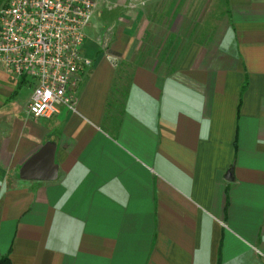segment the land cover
<instances>
[{
	"label": "crops",
	"instance_id": "1",
	"mask_svg": "<svg viewBox=\"0 0 264 264\" xmlns=\"http://www.w3.org/2000/svg\"><path fill=\"white\" fill-rule=\"evenodd\" d=\"M85 35L50 118L0 64V258L264 264V0H105Z\"/></svg>",
	"mask_w": 264,
	"mask_h": 264
},
{
	"label": "built area",
	"instance_id": "2",
	"mask_svg": "<svg viewBox=\"0 0 264 264\" xmlns=\"http://www.w3.org/2000/svg\"><path fill=\"white\" fill-rule=\"evenodd\" d=\"M105 0H9L0 13V64L37 82L28 112L50 118L74 109L81 76L92 66L85 30Z\"/></svg>",
	"mask_w": 264,
	"mask_h": 264
},
{
	"label": "water",
	"instance_id": "3",
	"mask_svg": "<svg viewBox=\"0 0 264 264\" xmlns=\"http://www.w3.org/2000/svg\"><path fill=\"white\" fill-rule=\"evenodd\" d=\"M47 150H42L39 154L32 157L24 166L21 176L23 179H39V180H54L57 177V168L54 165L53 156L46 153ZM45 157L44 165H39L40 160Z\"/></svg>",
	"mask_w": 264,
	"mask_h": 264
},
{
	"label": "trees",
	"instance_id": "4",
	"mask_svg": "<svg viewBox=\"0 0 264 264\" xmlns=\"http://www.w3.org/2000/svg\"><path fill=\"white\" fill-rule=\"evenodd\" d=\"M0 264H11L9 258H0Z\"/></svg>",
	"mask_w": 264,
	"mask_h": 264
},
{
	"label": "rangeland",
	"instance_id": "5",
	"mask_svg": "<svg viewBox=\"0 0 264 264\" xmlns=\"http://www.w3.org/2000/svg\"><path fill=\"white\" fill-rule=\"evenodd\" d=\"M103 42H104L105 46H106V45H107V43H108L106 40H104ZM105 48H106V47H105Z\"/></svg>",
	"mask_w": 264,
	"mask_h": 264
}]
</instances>
